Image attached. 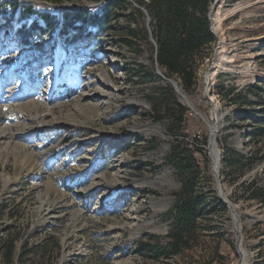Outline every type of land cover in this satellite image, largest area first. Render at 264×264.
I'll use <instances>...</instances> for the list:
<instances>
[{
  "label": "rangeland",
  "instance_id": "374dc122",
  "mask_svg": "<svg viewBox=\"0 0 264 264\" xmlns=\"http://www.w3.org/2000/svg\"><path fill=\"white\" fill-rule=\"evenodd\" d=\"M124 1L96 29L88 19L108 0H0V264H264V202L245 198L239 184L264 188V0H211L217 39L199 51L190 90L152 56L148 0ZM83 12L81 28L60 30ZM41 13L58 17L56 27L47 30ZM171 85L185 113L180 125L159 118ZM230 87L236 99L253 87L254 103L231 104L221 93ZM76 89L94 105L79 106ZM37 104L50 113L33 128L38 137H1L7 126L30 125L8 113ZM230 150L249 158L242 174ZM186 181L204 212L190 246L170 254L165 216Z\"/></svg>",
  "mask_w": 264,
  "mask_h": 264
},
{
  "label": "trees",
  "instance_id": "16d2710c",
  "mask_svg": "<svg viewBox=\"0 0 264 264\" xmlns=\"http://www.w3.org/2000/svg\"><path fill=\"white\" fill-rule=\"evenodd\" d=\"M100 1V0H90ZM109 5H105L102 10L90 15L89 22L98 29L103 22L110 20V9L112 6L123 4L124 0H108ZM151 12L154 16L155 31L157 33V46L153 49L152 56L156 64L165 71L166 75L171 78H178L181 85L190 90L196 79V70L194 61L198 58V53L206 47H210L216 41V35L211 29L209 13L211 11V0H148ZM88 13H78L72 15L71 24H67V20L60 23V30L68 31L70 28L79 29L81 26L76 25L75 21L83 18ZM69 19V16H64ZM42 19L47 23V30L53 29L58 24V17L49 13H41ZM64 20V19H63ZM86 20V19H85ZM39 28H44L38 24ZM43 29V30H44ZM25 43H30L28 37L23 36ZM262 89V88H261ZM264 90V87L263 89ZM234 87H230L227 91H221L226 95L231 104L238 106L241 103L251 105L254 101L248 98L249 94L256 91L253 87L242 91L241 99H236L233 94ZM161 115L159 118L168 117L173 123L183 122L184 109L179 103L177 92L173 85L168 88L167 96L161 104ZM262 125L258 127L259 135L264 134V119L261 120ZM231 159H235L232 155H236L235 162L240 166L241 174L246 170L249 158L244 154L229 151ZM178 149H173L170 157L175 163L177 162ZM179 159V158H178ZM230 166H233V162ZM243 187V196L245 198H256L264 202V188L256 186L254 180H242L239 183ZM176 198L175 205L167 212L165 218L171 221V229L169 232L168 242L170 254H179L183 249L190 246V235L196 230L199 218L204 212L201 195L195 191L193 182L186 181L183 185L173 192ZM14 241L11 240L5 251L7 260L11 259L14 249Z\"/></svg>",
  "mask_w": 264,
  "mask_h": 264
},
{
  "label": "bare ground",
  "instance_id": "6f19581e",
  "mask_svg": "<svg viewBox=\"0 0 264 264\" xmlns=\"http://www.w3.org/2000/svg\"><path fill=\"white\" fill-rule=\"evenodd\" d=\"M215 28H216V24H215ZM104 84L108 85L107 82L103 81ZM76 93V97L78 99L77 103L79 104V106L82 107H86V106H93L94 104H91V102L88 99L89 97L87 96L86 93L82 92V89H76L75 90ZM97 98V97H96ZM88 99V100H87ZM86 101V102H85ZM22 107H18V109L14 110L11 113H8V115L6 116L7 118H11V119H23L28 121V123L30 124L29 126H23L20 127V129L16 128L18 127L16 125L11 127V126H7L6 130L7 132L2 135L1 137H5V138H15V137H19L22 136L23 138H25V141H33L34 137H38L39 133L38 131H33V128H38L39 127V123L41 121H46L45 118H47V116L50 114L49 112H45V107L43 104H37L36 106H34L33 108H28L26 113L21 111ZM62 110H65L62 108ZM61 110V111H62ZM56 112V111H55ZM55 114H59L58 119H61L64 115V113L61 112H56ZM72 115L78 116V110L76 109V111H73ZM5 116L0 117V124L2 122V120L4 119ZM32 119H29V118ZM37 120V121H36ZM214 122L217 123V120L214 119ZM45 124V123H43ZM216 125L213 124L211 126V133H212V137H213V141L210 144V150H211V154H212V158H213V163H214V169L217 172V168L218 165L220 163V153H219V149H218V145L216 144V133L218 132L217 130L219 128L216 129ZM216 132V133H215ZM210 133V134H211ZM50 142V140H45L42 143H39L40 146H44L47 145ZM217 164V165H216ZM217 167V168H216ZM248 255V254H247ZM242 256H246V251H243ZM246 257L242 258V264H246Z\"/></svg>",
  "mask_w": 264,
  "mask_h": 264
},
{
  "label": "water",
  "instance_id": "95a60500",
  "mask_svg": "<svg viewBox=\"0 0 264 264\" xmlns=\"http://www.w3.org/2000/svg\"><path fill=\"white\" fill-rule=\"evenodd\" d=\"M217 131H219V129L217 130ZM211 135V137H210V142H209V149H210V144L212 143V141H213V135H212V133L210 134ZM210 154H211V150H210ZM211 156H212V154H211ZM213 171H214V174H215V177H216V179H217V182H218V187H220V184H219V174L215 171V169H214V163H213ZM220 197L222 198V200L223 201H225L226 203H228L222 196H221V194H220ZM228 205H229V208L232 210V211H234V208L232 207V205L231 204H229L228 203ZM236 217H237V219H238V221H239V216L238 215H236Z\"/></svg>",
  "mask_w": 264,
  "mask_h": 264
}]
</instances>
